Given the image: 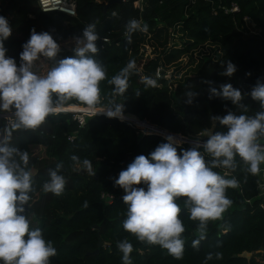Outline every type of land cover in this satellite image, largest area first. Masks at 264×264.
Here are the masks:
<instances>
[{
    "label": "trees",
    "instance_id": "trees-1",
    "mask_svg": "<svg viewBox=\"0 0 264 264\" xmlns=\"http://www.w3.org/2000/svg\"><path fill=\"white\" fill-rule=\"evenodd\" d=\"M106 1L73 0L75 16L71 17L41 11L35 0H0V16L6 17L12 28L11 35L3 41L6 56L14 58L17 65L22 45L33 28L38 33L49 32L59 44L60 52L55 58L58 61L74 56V38L92 22L100 37L95 59L106 68L108 79L129 60L136 62L123 95H115L113 86L102 81L101 101L95 110L71 100L61 113L49 116L38 129L13 132L10 146L28 152L26 170L33 176L25 215L31 226L39 227L57 249L51 264H122L117 243L124 239L133 246L132 264H264V199L256 189L257 175L244 172L238 157L236 171L227 177L239 181V187L226 190L233 203L221 220L208 223L204 239H200L198 222L189 219L185 198L176 200L185 227L184 252L179 260L159 246L139 242L123 229L127 206L122 201L123 190L114 186L115 173L126 169L136 156H148L158 144L166 142L158 134H142L120 120L139 126L140 120H145L176 134L160 130L164 137L171 135L181 141L179 154L181 149L195 146L182 142L196 143L197 137L204 143L207 135L226 130L213 116L223 117L228 111L251 116L260 110L259 103L247 94L260 80L259 73H264V0H141V10L132 6L136 0H123L103 11ZM233 6L236 10H232ZM130 19L147 24L148 30L134 32L128 43L126 24ZM144 45L150 47L149 55L141 53ZM204 48L207 52L201 51ZM226 61L236 66L231 77L222 74ZM53 64L41 57L34 71L44 75ZM156 69L159 77L155 76ZM167 71L169 77L165 78ZM144 77L155 80L156 85L146 86ZM222 84L241 90L247 113L230 101L210 98V88L219 90ZM189 90L197 93L190 104L185 102ZM110 101L123 105L120 117L94 114L110 106ZM76 107L90 110L82 124L73 118L74 113L65 112H77ZM9 118V113H0V128L8 124ZM73 156L81 162L91 161L96 174L84 171L73 162ZM205 158L211 159L206 154ZM57 164L62 165L60 174L66 178L60 196L43 191L49 171L55 170ZM214 171L223 175L225 170ZM101 193L112 198L104 201L99 198ZM98 239L101 245L96 247ZM194 241H199L198 246H193ZM242 251L251 253V257L238 256ZM209 254L211 259L207 258Z\"/></svg>",
    "mask_w": 264,
    "mask_h": 264
},
{
    "label": "clouds",
    "instance_id": "clouds-1",
    "mask_svg": "<svg viewBox=\"0 0 264 264\" xmlns=\"http://www.w3.org/2000/svg\"><path fill=\"white\" fill-rule=\"evenodd\" d=\"M147 24L130 19L126 24V39L131 43L136 31L146 32ZM12 32L6 17L0 16V113H9L8 124L0 128V264H51L57 255L53 242L46 240L39 227L33 228L25 215L26 206L33 191V176L26 170L29 162L27 151L10 146L14 131L36 130L51 115L61 113L71 100L95 110L100 104V83L107 80L113 86L115 95H123L129 87V77L136 68L135 60L107 78L106 68L95 56L100 39L95 22L87 24L81 35L74 38V56L56 60L59 44L47 31L30 30L29 39L22 45L19 65L14 58L7 57L3 41ZM41 57L54 61L44 75H38L34 68ZM236 66L226 61L224 76L231 77ZM250 75V73L248 74ZM146 86H155L156 81L144 77ZM210 98L215 96L230 101L232 105L247 113L242 103L244 95L231 84L220 85L219 90L210 88ZM140 93L137 91L136 96ZM186 103H191L197 93H185ZM259 103L260 110L254 115L236 114L228 111L223 117L213 116L224 131L207 135L201 145L187 150L177 147L181 141L171 135L166 142L158 144L148 156L138 155L121 170L114 186L124 192L123 203L127 206L123 229L139 242L159 246L175 259H182L185 231L179 218L181 207L176 203L184 199V208L189 219L198 222L200 239L205 238L210 221L223 218L233 201L226 195L229 188L239 187V181L227 178L238 167L237 157L247 174L258 175L264 164V82L259 79L247 94ZM122 104L110 101V106L97 113L108 118L120 117ZM203 149V152L201 151ZM205 154L211 157L206 160ZM84 171L94 176L91 161L71 158ZM62 165L49 171V180L43 184V191L60 196L64 192L66 178L60 174ZM223 169V175L214 171ZM143 185V186H140ZM87 206V205H85ZM194 241L193 246H198ZM122 253V264H132V244L124 239L117 243ZM219 255V254H217ZM211 259V254L208 255Z\"/></svg>",
    "mask_w": 264,
    "mask_h": 264
},
{
    "label": "built area",
    "instance_id": "built-area-1",
    "mask_svg": "<svg viewBox=\"0 0 264 264\" xmlns=\"http://www.w3.org/2000/svg\"><path fill=\"white\" fill-rule=\"evenodd\" d=\"M35 4L38 9L44 12L57 11V12L64 13L71 17L75 16L73 0H35ZM132 6L134 8H138V10H141V0L134 1L132 3ZM232 10H236V7L233 6ZM105 40L106 39L103 38V41ZM155 76L159 77L158 69L155 70ZM73 118L78 122V124H82L83 116L74 115ZM67 139L71 140V137H67ZM260 167H261V172L260 174L257 175L256 189L258 190V195H260L264 199V164H261ZM118 174L119 172L115 173V178H118ZM99 198L103 199L104 201H109L112 197L105 193H101ZM259 205L262 207L261 203Z\"/></svg>",
    "mask_w": 264,
    "mask_h": 264
},
{
    "label": "water",
    "instance_id": "water-1",
    "mask_svg": "<svg viewBox=\"0 0 264 264\" xmlns=\"http://www.w3.org/2000/svg\"><path fill=\"white\" fill-rule=\"evenodd\" d=\"M121 1H123V0H107L105 3H104V6H103V11L106 9V7L108 6V5H110V4H113V3H119V2H121ZM259 77H260V81L261 82H264V73L263 72H261V73H259ZM65 112H75V111H65ZM77 112H80V111H77ZM97 114H99V113H97ZM92 115V114H91ZM105 115V114H104ZM6 116V115H5ZM120 121H125V120H120ZM142 123V125H141V127L142 128H144V129H146L147 131H149V132H147V133H144V134H149V133H154V134H158V135H160L161 137H163V138H165L162 134V132L161 131H165V132H167V133H170L169 131H167V130H165V129H163V128H161V127H159L158 125H155V124H151V123H149V122H147V121H145V120H140ZM127 123H129L128 121H126ZM130 124V123H129ZM132 125V124H131ZM161 130V131H160ZM170 134H173V135H176V134H174V133H170ZM195 140V139H194ZM196 141V143H194V142H182V143H189V144H193V145H196V144H203V143H201L199 140H195ZM101 245V240L100 239H98L97 241H96V247H99ZM97 252V249H95L94 251H92V253L94 254V253H96ZM238 256H240V257H243V258H246V259H249L250 257H251V253H249V252H245V251H242L241 253H239L238 254Z\"/></svg>",
    "mask_w": 264,
    "mask_h": 264
},
{
    "label": "rangeland",
    "instance_id": "rangeland-1",
    "mask_svg": "<svg viewBox=\"0 0 264 264\" xmlns=\"http://www.w3.org/2000/svg\"><path fill=\"white\" fill-rule=\"evenodd\" d=\"M250 28L251 29H254V25H251L250 26ZM171 40H175L174 38L173 39H171ZM61 48V47H60ZM200 50V49H199ZM140 51H141V53L143 54V55H149V53H150V47H148L147 45H144L142 48H140ZM201 51H204V52H207V49L206 48H204L203 50H201ZM209 52V51H208ZM198 54V53H197ZM183 62H186V57L184 56V58H183ZM184 68V67H183ZM184 71V70H183ZM183 71H181V72H183ZM167 73H169V71H167L166 72V74H165V78H167V77H169V74H167ZM72 113H74V115H81V116H87L88 114H82V113H79V112H72ZM125 121H128V120H126L125 119ZM129 122V121H128ZM130 124H132L140 133H142V134H144V133H147V132H149V131H147L146 129H144V128H142L141 126H139V125H137V124H135V123H132V122H129ZM195 140H198L197 139V137H196V139ZM235 205H237V206H240V203H238V202H236L235 203Z\"/></svg>",
    "mask_w": 264,
    "mask_h": 264
},
{
    "label": "bare ground",
    "instance_id": "bare-ground-1",
    "mask_svg": "<svg viewBox=\"0 0 264 264\" xmlns=\"http://www.w3.org/2000/svg\"><path fill=\"white\" fill-rule=\"evenodd\" d=\"M76 108H77V107H76ZM77 109H78V108H77ZM78 111H80V113H82V114H90V113H89V111H90L89 109H85V108H84L83 111H81V110L78 109ZM91 113H93V112H91ZM94 114H95V113H94ZM117 119H118V118H117ZM118 120H119V119H118Z\"/></svg>",
    "mask_w": 264,
    "mask_h": 264
}]
</instances>
